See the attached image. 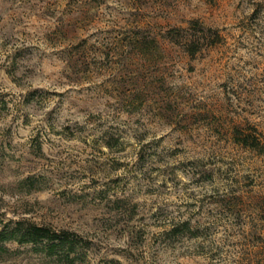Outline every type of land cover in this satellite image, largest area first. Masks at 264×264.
<instances>
[{
	"label": "rangeland",
	"instance_id": "1",
	"mask_svg": "<svg viewBox=\"0 0 264 264\" xmlns=\"http://www.w3.org/2000/svg\"><path fill=\"white\" fill-rule=\"evenodd\" d=\"M18 222L78 245L0 264H264V0H0Z\"/></svg>",
	"mask_w": 264,
	"mask_h": 264
},
{
	"label": "trees",
	"instance_id": "2",
	"mask_svg": "<svg viewBox=\"0 0 264 264\" xmlns=\"http://www.w3.org/2000/svg\"><path fill=\"white\" fill-rule=\"evenodd\" d=\"M197 25V23H195ZM197 32L203 33V30ZM21 244H44L49 255L57 252L70 253L78 245L76 239L67 231L57 232L45 226H37L29 222H18L9 233H3L0 238Z\"/></svg>",
	"mask_w": 264,
	"mask_h": 264
}]
</instances>
